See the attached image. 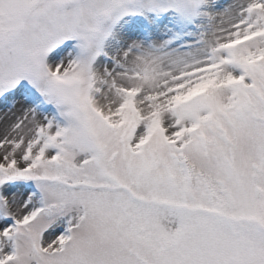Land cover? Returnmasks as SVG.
Returning <instances> with one entry per match:
<instances>
[{"label":"snow or ice","instance_id":"obj_1","mask_svg":"<svg viewBox=\"0 0 264 264\" xmlns=\"http://www.w3.org/2000/svg\"><path fill=\"white\" fill-rule=\"evenodd\" d=\"M0 264H264V0H0Z\"/></svg>","mask_w":264,"mask_h":264}]
</instances>
